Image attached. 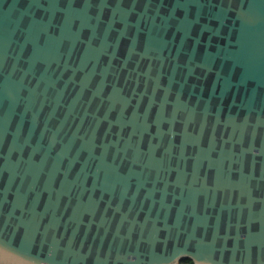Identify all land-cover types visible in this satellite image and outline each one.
Listing matches in <instances>:
<instances>
[{
    "label": "water",
    "instance_id": "obj_1",
    "mask_svg": "<svg viewBox=\"0 0 264 264\" xmlns=\"http://www.w3.org/2000/svg\"><path fill=\"white\" fill-rule=\"evenodd\" d=\"M264 264V0H0V264Z\"/></svg>",
    "mask_w": 264,
    "mask_h": 264
},
{
    "label": "trees",
    "instance_id": "obj_2",
    "mask_svg": "<svg viewBox=\"0 0 264 264\" xmlns=\"http://www.w3.org/2000/svg\"><path fill=\"white\" fill-rule=\"evenodd\" d=\"M178 264H191V260L188 257H182L178 260Z\"/></svg>",
    "mask_w": 264,
    "mask_h": 264
}]
</instances>
